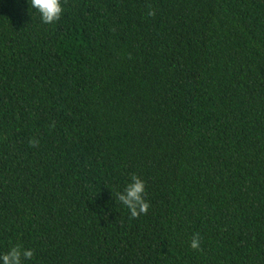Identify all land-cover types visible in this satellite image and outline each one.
<instances>
[{
    "label": "trees",
    "instance_id": "1",
    "mask_svg": "<svg viewBox=\"0 0 264 264\" xmlns=\"http://www.w3.org/2000/svg\"><path fill=\"white\" fill-rule=\"evenodd\" d=\"M63 7L45 24L0 0V253L264 264V0ZM134 174L137 218L117 197Z\"/></svg>",
    "mask_w": 264,
    "mask_h": 264
},
{
    "label": "clouds",
    "instance_id": "2",
    "mask_svg": "<svg viewBox=\"0 0 264 264\" xmlns=\"http://www.w3.org/2000/svg\"><path fill=\"white\" fill-rule=\"evenodd\" d=\"M29 8L39 14L41 21L45 24H55L64 13L63 0H26ZM150 11L149 15H154ZM146 184L138 175H132L121 192L117 193L118 200L128 209L131 218L145 215L150 207L145 198ZM200 235L194 234L191 238L190 247L199 250L201 246ZM34 257V250L24 248L20 244H13L9 249L0 253V264H26Z\"/></svg>",
    "mask_w": 264,
    "mask_h": 264
}]
</instances>
